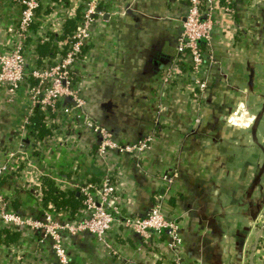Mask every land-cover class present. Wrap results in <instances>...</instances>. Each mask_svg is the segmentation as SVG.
<instances>
[{
	"label": "crops",
	"instance_id": "crops-1",
	"mask_svg": "<svg viewBox=\"0 0 264 264\" xmlns=\"http://www.w3.org/2000/svg\"><path fill=\"white\" fill-rule=\"evenodd\" d=\"M81 4L42 0L25 44L28 66L41 64L36 46L43 40L61 50L65 40L52 35L63 33ZM100 7L71 70L82 109L117 143L150 138L149 148L137 158L114 150L101 158L97 135L68 99L45 114L50 132L37 138L27 126L35 80L16 91L0 85V165L14 167L0 176V193L12 210L35 217L42 175L73 190L110 174L118 217L144 216L159 204L178 224L176 250L165 234L143 240L117 221L104 242L79 233L66 243L69 264H173L176 255L183 264H264V230L255 248L264 226V0L213 10L201 96L188 67L181 71L175 60L187 0H100ZM19 13L17 0H0V52L11 47L7 26ZM2 229L0 222V264H57L40 233L4 238Z\"/></svg>",
	"mask_w": 264,
	"mask_h": 264
},
{
	"label": "built area",
	"instance_id": "built-area-1",
	"mask_svg": "<svg viewBox=\"0 0 264 264\" xmlns=\"http://www.w3.org/2000/svg\"><path fill=\"white\" fill-rule=\"evenodd\" d=\"M232 2L233 0H187V11L177 38L175 60L178 63L183 61L184 56L188 57V70L193 76L199 96L206 91L208 85V77L203 74L207 63L204 46L210 42L213 10L220 7L223 11L230 12ZM17 3L20 7L19 17L7 26V31L12 35L11 47L7 52H0V85L16 91L26 78L34 79L30 97L32 104H38L46 115H51L58 101L66 98L70 100L86 126L97 135V153L101 158H105L111 150L139 157L149 148L150 138L131 144L114 141L110 131L82 109L85 101L72 79L71 70L80 60L84 47L90 42L94 20L103 13L100 0H82L77 16L78 24L65 51L54 60L51 57L36 66L26 64L24 49L32 27L40 21L38 19L42 8L39 11L38 9L42 0H17ZM12 168L14 167L0 165V176L12 171ZM76 186L83 195V200L82 207L72 219L61 217L53 209L44 207L38 216L24 217L12 210L0 193V222L3 228L18 232L27 229L40 233L49 240L57 264H69L66 248L68 239L85 232L104 242L113 221H117L124 229L132 231L143 240H148L152 235L165 234L169 238L170 249L176 250L180 245L177 222L165 215L159 204L154 205L144 216H117L118 207L110 201L115 191L110 174H105L98 184L86 181ZM173 264H183L178 255L175 256Z\"/></svg>",
	"mask_w": 264,
	"mask_h": 264
},
{
	"label": "trees",
	"instance_id": "trees-1",
	"mask_svg": "<svg viewBox=\"0 0 264 264\" xmlns=\"http://www.w3.org/2000/svg\"><path fill=\"white\" fill-rule=\"evenodd\" d=\"M42 3L38 9L41 10ZM48 8L47 10H49ZM77 16L75 18H67L64 21V31L60 36H54L57 40H65L63 44V51H58L56 44L54 43V39L48 38L39 42L36 46L37 53V61L40 64H43L44 60H48L54 55L62 54L68 42L71 40V35L73 33L74 28L78 24ZM35 26V24H34ZM86 47V46H85ZM84 47V48H85ZM40 64V65H41ZM181 71H185L186 66L189 68V59L187 56H184L183 61H179L177 63ZM188 70V69H187ZM67 99V98H66ZM45 112L42 111L38 104H34L32 107V111L28 116L27 126L30 129L31 134H34L35 137L41 138L44 135L50 132L48 126L44 122ZM41 193L40 200L44 208L53 209L54 211H64L67 213V218L72 219L76 212L82 207L83 195L78 191V189H63L61 188L52 178H48L47 175H42L41 179ZM88 181L97 183L96 181L90 179ZM98 184V183H97ZM9 206V205H8ZM40 214V213H39ZM18 233V231L11 230L9 228H3L1 233H3L5 237H12Z\"/></svg>",
	"mask_w": 264,
	"mask_h": 264
},
{
	"label": "water",
	"instance_id": "water-1",
	"mask_svg": "<svg viewBox=\"0 0 264 264\" xmlns=\"http://www.w3.org/2000/svg\"><path fill=\"white\" fill-rule=\"evenodd\" d=\"M263 230H264V226H262L261 228H259V230H258V232H257V234L255 236L256 237L255 238V248L258 245V241H259L260 235L263 232Z\"/></svg>",
	"mask_w": 264,
	"mask_h": 264
}]
</instances>
